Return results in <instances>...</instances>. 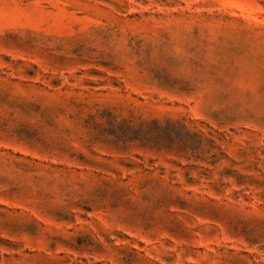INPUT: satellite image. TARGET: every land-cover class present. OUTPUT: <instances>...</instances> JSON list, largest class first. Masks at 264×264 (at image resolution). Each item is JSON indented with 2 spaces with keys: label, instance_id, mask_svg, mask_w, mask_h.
<instances>
[{
  "label": "rangeland",
  "instance_id": "rangeland-1",
  "mask_svg": "<svg viewBox=\"0 0 264 264\" xmlns=\"http://www.w3.org/2000/svg\"><path fill=\"white\" fill-rule=\"evenodd\" d=\"M0 264H264V0H0Z\"/></svg>",
  "mask_w": 264,
  "mask_h": 264
}]
</instances>
